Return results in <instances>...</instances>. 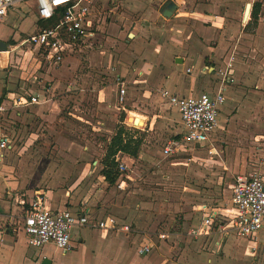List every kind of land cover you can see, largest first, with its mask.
Segmentation results:
<instances>
[{"label": "rangeland", "instance_id": "obj_1", "mask_svg": "<svg viewBox=\"0 0 264 264\" xmlns=\"http://www.w3.org/2000/svg\"><path fill=\"white\" fill-rule=\"evenodd\" d=\"M168 1L142 0L140 4H136V0H105L104 8L99 9L107 17V27L95 50L68 60L70 64L68 69L64 70V75L58 73V69L49 70L44 65L38 69L36 73L39 80H44V86L53 88L54 84L59 83L57 89H51L52 92H49L53 100H59V111L56 108L57 114L48 119L37 115L35 108H31L33 106L11 108L7 105L4 112L14 111V114L9 115L10 121L7 122L6 129L14 146L9 156L3 159L2 165L6 164L12 170L8 171L0 166V178L10 172L15 178L19 175H28L30 178L41 175L51 179L52 174L59 169L65 170L64 174L67 176L71 175V171L77 169L74 168L76 160H83L84 156L91 161H102L115 130L113 134L98 131V120H109L113 122L114 127L116 124H122L121 119L130 116L123 110L124 105L128 111L143 113L150 120L156 116L157 120L153 130L146 132L144 148L137 160H124L129 167L127 173L134 179L127 181L124 189L117 183L111 186L121 202L116 205V212L108 213L117 220L124 219L121 223L130 226L129 231L111 232L129 242L131 253L140 256L157 253L168 255L172 259L184 257V264H264V233H259L255 243L250 244L248 238L236 234L221 236L218 233L213 237L214 240L195 239L187 234V229L185 230L197 216L195 208L198 210L199 204L204 202L220 207L231 204V184L238 175L257 174L264 178L263 94L251 85H246L245 94L241 92L237 97L233 95L230 110H233L234 117L232 121L227 120L226 129L219 136L218 153L213 162H206L204 159L209 158L211 154L209 146L188 149L183 155L176 157L165 155L164 147L181 132L182 127L176 118L172 117V110L160 99L161 86L156 84L161 74L160 67L168 62L184 85L189 86L191 78L196 80L197 86L217 82L216 68L211 67L224 64V59L232 48V41L244 49V55H240L244 62L252 63L253 59L254 63H258L260 59H264V31L257 41L255 33L258 29L253 31L245 28L248 33H254L250 35H244L242 32L244 4L246 1L257 0H175L181 9L176 12V16L164 18L161 9ZM32 20L31 15L25 18L23 29H30ZM230 24L235 28L229 29V32L235 31V35L225 31ZM218 26L223 28L221 33ZM131 33L135 36L131 37ZM159 45H162V48L158 47L160 51L155 54L159 55L155 58L156 62H152L153 68H150V71L146 62L153 60L154 48ZM253 47L261 54H258L257 58L246 55L253 53ZM237 50L239 51V48ZM3 56L4 54L1 55L0 63V95L6 92L8 87L19 94L31 92L30 88L39 81L32 84V79H29L33 71L30 69L31 63L25 69L24 57L19 59L21 63L16 67L11 62L7 64ZM177 57L189 59L192 63L184 65V62H176ZM254 69L255 67L252 70ZM28 70L31 73L27 72ZM141 70L145 72L143 76H139ZM21 73L28 81L21 80ZM150 74L154 77L151 78L153 80L148 77ZM118 77L126 82V96L132 98L126 99L123 104L117 98ZM136 79L144 81L133 89V81ZM252 82L251 79L248 84H253ZM107 86L108 90L113 88L115 94L112 100L115 107L106 109L108 112L99 106L100 94L105 96L102 90ZM51 103L49 102V105L52 108ZM19 111L20 114H17ZM111 116L117 117V121L108 119ZM177 118L180 121L178 113ZM13 179L11 177V180ZM48 180L31 188L33 197L37 192H42L40 189L56 186ZM65 184L58 183L60 186ZM6 191L9 189L3 192L11 211L0 213V220H3L0 223L11 226L16 233L21 232L17 244L19 250L16 252L19 264L34 263L43 255L76 264L83 250L82 245L78 243L79 238L85 237L86 246L96 243V237L90 241L87 237L94 229L82 228L74 231L73 237L78 246L72 252L63 254L51 243L42 248L29 247L21 231L23 207L18 202L16 192L8 194ZM17 192L19 193L20 189H17ZM29 203L26 201L25 206L29 207ZM180 215L190 216L192 219L188 217L185 220L186 225H183ZM160 233L170 234L169 237L166 235L170 246L165 251L159 250V244L153 242L159 240ZM216 239L221 240V246L214 243ZM152 242L155 245L141 253V248ZM249 244L255 246L254 254V247H250V254L247 253ZM28 258L30 262H27Z\"/></svg>", "mask_w": 264, "mask_h": 264}, {"label": "crops", "instance_id": "obj_2", "mask_svg": "<svg viewBox=\"0 0 264 264\" xmlns=\"http://www.w3.org/2000/svg\"><path fill=\"white\" fill-rule=\"evenodd\" d=\"M105 0H97L96 6L94 7L95 10L97 12H101V10L99 9V7H103V2ZM142 2V0H136V4H140ZM173 2L177 5V9L174 12V14L172 16H176V12L178 10H180V5L178 4L177 1L173 0ZM184 2V0H183ZM250 3L251 4V8H250V14L247 17V19H245V8L246 5ZM255 3H259L260 7H259V13H258V17H257V22L256 24L251 23L250 25L249 22L252 21V13H253V9H254V5ZM102 4V5H101ZM104 8V7H103ZM103 12V11H102ZM185 13H189V11H185ZM26 14V15H25ZM29 15H31L33 17V20L30 24V29H23V22L25 20V18H27ZM171 16V17H172ZM170 17V18H171ZM212 17V15H211ZM166 18V17H164ZM98 19L100 20V29H101V36L104 34L105 29L107 27V17L104 14H99ZM41 23L38 18L37 15L35 13V6L33 4V2L30 3H26V4H22L21 6H19L18 8H16L15 10L11 11V13L4 18L3 20H1L0 22V41H6L8 44L7 50L5 51H0V63H2V58L1 55L4 54V58H5V62L8 63H12L14 66H18L21 63V60L19 61V59L22 58H26V63H25V69L27 68V66L30 65V69H33L32 73L30 70H28L27 72H30V78L31 83H35L39 80V75L38 73H36L38 71V69L40 70L42 68V66L44 65L47 69L51 70V69H58V73L64 75V70L68 69V65L70 63H68V60H70L71 58H74L73 56H77L80 54H86L88 52L94 51L96 47H93V49L87 51V52H77L74 53L73 55L68 56L64 62H62L61 64H59L57 67H52L49 68L47 67L43 61L40 60V58L37 57H32L30 54V51L28 50L27 46H23V47H17L15 49V51H9L6 52L10 49V47L18 42H20L22 39H24L25 37H27L28 34L32 33L35 31V29L37 28L38 24ZM250 28L253 29V31L255 29H258L256 31V39L255 41H257L258 36L260 37V34L264 31V1L263 0H257V1H246L244 4V8H243V34L245 35H250V34H254V33H248L247 31H245V28ZM235 26H233V24H230L229 26H227V29L225 31H227L230 34L235 35L236 32L232 31L229 32V29H233L234 30ZM262 28V29H261ZM5 29H7V31H5ZM222 28V26H218V31H220ZM29 31V32H28ZM222 31H220L221 33ZM101 36H100V41H101ZM131 37H134L135 34H130ZM234 39V38H232ZM261 42V41H260ZM253 44H255V42H253ZM231 45V49L229 51V53H227L226 58L224 59V64L219 65L217 67H211L212 69L216 68V78L218 81L215 83H208V84H201L199 86H197L196 80L194 78H191V83L190 85H184V82L181 81V79H179V76L177 75L176 72H174L173 66L168 62L167 64L162 65L161 71L159 73L160 77L158 78L156 84H158V86H161V88H159V96L160 99L165 102L168 106V108H170L172 110V117L175 119L176 121L181 125L182 130L181 132H179L178 134H176L172 139H180L183 137L184 133H185V128L183 126V123L181 121V117H180V121L177 118V113L180 115L178 109L174 106H170L168 101L166 99H164L161 96L160 91L162 89H167L172 93L178 94V95H199L202 92H210L211 94H214L215 92H217L218 87H219V76H218V71L220 69H223L225 67V65L229 62V60L231 59V57H234L233 60V67H232V74H233V81H229L226 86H225V97H226V101L225 103L221 106L220 108V113H219V124H218V128L215 131L214 135H213V145L216 148V153H212L209 155V158H205L204 160L206 162H213V159L215 157V155L218 153V148H217V143L219 141V136L224 133L225 129H226V124H227V120L232 121L233 119V110H230V108L232 107L231 102L233 100V95L234 97H237L238 94H240L241 92H243L244 94L246 93V85H251L252 87H254L255 89L259 90L264 97V66H263V62L264 59H260V61L258 63H254L253 59H251L252 63H246L242 60V56L240 58V55H244L243 52V48L241 45H235V42L232 41ZM264 45V44H263ZM162 48V45H159L157 47H155V52L152 55V59L153 60H148L146 62L147 68H153L152 66V62L155 61V58H158L157 55L159 54H155V53H159L160 49ZM256 47V46H255ZM253 47V53L252 54H246V55H251V57H256L258 56L259 52L257 50V48ZM258 47V46H257ZM237 48H239V51L237 50ZM263 53H264V49H262ZM261 55V54H259ZM263 55V54H262ZM264 58V57H263ZM256 61V59H255ZM156 62V61H155ZM176 62H184V65H188L191 64L192 62L189 59H183V58H179L177 57ZM186 62V63H185ZM6 64V65H7ZM250 64V66L248 67L247 65ZM256 65V66H255ZM73 67V66H72ZM255 67L254 70H252ZM137 69V68H135ZM148 70V69H147ZM138 71V69L136 70ZM151 71V69H150ZM148 70V72H150ZM26 72V71H25ZM143 70L140 71L139 76H143ZM150 79L154 77L148 76ZM20 78L23 82L28 81L27 78H25V76L21 73L20 74ZM151 79V80H153ZM160 79V80H159ZM251 79L253 80V84H248V82L251 81ZM142 81L144 80H134L133 81V85L132 88L135 89L139 84L142 83ZM59 83L54 84L53 88H48L46 86H44V80H39L38 83L36 85H33V88H30L31 92H28V94H19L17 93L15 90L11 89L10 87H8V90L6 92H4L2 95H0V106H5L7 108L10 106L11 108L15 107L12 106L14 100L19 99L21 97H29L31 95H38L39 96V102L34 103V104H30V105H23V106H33L31 108H35L34 111L37 112V115H39L42 118H48L51 119V117L55 116L57 114V110L59 111V100H53V98L50 97L49 92H52L51 89H57ZM71 85V84H70ZM127 84L125 82L124 87L126 88ZM120 87V86H118ZM109 86L105 87V90H102V92H105V96L102 97L100 94L99 97V101L100 104L99 106H102V108L104 109L103 111L108 112V110L106 109H112V107H115L114 103L112 102L113 97H114V92H113V88L112 90H108ZM254 90V89H253ZM127 88H126V94H127ZM125 94V99H132L131 97L126 96ZM102 98V100H101ZM117 98L119 101V89L117 92ZM25 99V98H23ZM2 100V101H1ZM49 102H52L51 104H53L52 108L49 105ZM120 102V101H119ZM122 104V103H121ZM18 107V106H17ZM57 108V110H56ZM118 108V106H117ZM123 110H125L127 113L130 114V116H128L126 119H124L122 121V124H119L117 126V124L114 127L113 122L109 121V120H98V131H105L106 133H115L117 132L118 128L123 125L125 131L129 134V135H133L134 138L137 137H142V145H141V149H140V153L141 150L144 145V138L146 136V132L147 131H151L154 128L155 122L157 120L156 116L155 118H152L151 120L149 119V117L143 113H136L133 111H128L126 109V107L123 105L122 106ZM119 109V108H118ZM54 111V112H49V111ZM13 111V110H12ZM3 114L2 116H0V139L2 137H9L10 140L11 137L10 135L6 132L7 129V122L10 121L9 115L14 114V111H0V115ZM17 114H20V111L17 112ZM115 114V112H114ZM159 117H162V115H158ZM137 118V123L141 126H139L137 123H135L134 120H136ZM108 119H116L117 121V117H112L108 118ZM131 120V121H130ZM169 118L168 116L166 117V121H168ZM6 123V124H5ZM117 123V122H116ZM125 124H127L128 126H126ZM170 125L171 122H169ZM97 125V124H96ZM95 129V128H94ZM114 133V134H115ZM113 134V135H114ZM112 135V136H113ZM111 136V137H112ZM263 136V135H262ZM110 137V139H111ZM171 140V139H170ZM110 141V140H109ZM109 144V142H108ZM11 146L13 147L14 144H12L11 142ZM108 146V145H107ZM207 146H203V145H192V146H188V147H182L181 148V153L179 155H175V156H168V157H176V156H180L183 155L188 149H196V148H205ZM13 149V148H12ZM107 152V150H106ZM105 152V154H106ZM139 153V155H140ZM139 157V156H138ZM137 157V158H138ZM85 159L81 160L78 159L75 162V166L74 168L76 170H72V174L67 176V174L65 173V170L63 169H59L56 173L52 174L51 179L48 178L47 176L45 177H41V175L38 176H20L18 178H15L14 175H11L10 172L8 173V175L0 178V213H9L11 211L10 206L7 204L9 203L7 198L5 197L3 191L9 189L8 194H12L13 192H16V196L17 199H19V203L22 205L23 207V211L25 210V208H29L30 207V203H29V207L25 206V202H31L34 197H33V188L34 186H38L36 184H39L41 182L47 181L48 179L50 180L51 184H56V186L52 187V188H48V189H40V191H42L43 195H44V201H45V205L48 208H57V207H68L70 210H72L74 213L76 214H81L83 212H89L90 214V218L92 222H96L99 219H102L106 216H113L111 214L108 213V211H112V212H116L118 210V208L116 207V205H119L121 200L119 201V198H117L116 194L113 191V188L111 186H113L114 184H110L106 178L105 175L102 173V169L104 167L103 162L102 161H98V160H94L91 161L88 157H85ZM126 158L129 159H136L126 153H118L116 156V159L118 161V163H124V160ZM2 159L0 158V166L7 168L8 171L12 170L10 169L11 167L6 166V164L2 165ZM176 163H184V162H176ZM119 164H118V170H119ZM14 168V167H13ZM73 168V169H74ZM64 175H66V178L64 179ZM11 177H13L14 179L11 180ZM133 180L134 178L126 173H121L119 171V176L118 179L116 181V183L119 182V180ZM48 180V181H49ZM59 182H65L66 186H60L58 185ZM28 184H31V186ZM232 185L231 184V195H232ZM17 189H20V192H17ZM24 189V190H23ZM208 205V210H210V208H216L219 212L222 213L223 216H225V210L227 207H229L230 205L227 206H215V205H209L207 203H204ZM113 207V208H111ZM111 208V209H108ZM195 211L197 213V216L194 218V220H192L191 224H188V226L185 228L187 234L191 237V235L189 234V230L191 228H198L202 225V220H203V216L205 215L206 212L201 211V210H197L195 208ZM14 213V212H13ZM182 224L186 225V219H188V217L190 216H182ZM114 217V216H113ZM126 217V216H125ZM184 219V221H183ZM190 219H192V217H190ZM117 220V219H116ZM122 220V221H121ZM121 220H117L119 225L122 224H126V223H121L124 222V219ZM0 222H3V220H0ZM82 228H90V229H94V232L87 234L88 240L90 241L91 239H93L94 237H96V243L93 245H88L86 246V239L84 236H81L79 238V245H82V256L80 258V256L77 258L76 264H184L186 262V259L184 257H178L176 259H172L170 256H166V255H161V254H146L143 256L137 255V254H132L131 250H130V246L131 244H129V242H127L125 239L122 240L121 238H119L115 233L111 232V229L108 230H102L100 228L94 227L92 225H85V226H76L73 231H72V248L70 250H63L60 249V251L63 254H66L68 252H72L74 248H76V246H78V244H75V242H77L75 240L74 236V231L75 230H80ZM184 229V228H183ZM21 231L24 233V231L22 230L21 227ZM21 233V232H19ZM19 233H16L14 231V228H11V226H8L7 224L3 225L0 223V263L4 262L7 264H19L17 262V257H16V252L19 250L18 245L19 244ZM259 233H264V228L262 230H260L258 232ZM161 234L158 237L159 240L153 241L155 244H159L157 246V248L161 251H165L170 244L167 243V236L169 237L170 234H166L167 236H165L164 239L161 238ZM218 234V233H217ZM215 234V236L217 235ZM221 236H229L232 233H219ZM24 236L26 238V243L27 245L30 247V245L28 244L27 241V236L24 233ZM90 236H92V238H89ZM193 237V236H192ZM191 237V238H192ZM194 238V237H193ZM247 238V237H244ZM196 239V238H195ZM249 239V243L251 244L252 239ZM214 240V238L212 239ZM219 241V239H216L214 241V243L217 245V242ZM147 243L149 246H153L155 245L154 243ZM255 243V242H254ZM249 244L248 246V252L250 254V247H253ZM45 246V245H44ZM44 246L41 247H37V248H42ZM34 247V246H33ZM154 250V248H153ZM250 250V251H249ZM91 251H94V253H91ZM153 252V251H152ZM44 258H49L51 259L52 263L51 264H73L72 261L69 262H65L63 259L60 258H50V256L47 255H43L41 258H37L36 261L33 263L31 262L30 264H42ZM29 261V258L27 259V262ZM30 262V261H29Z\"/></svg>", "mask_w": 264, "mask_h": 264}, {"label": "built area", "instance_id": "obj_3", "mask_svg": "<svg viewBox=\"0 0 264 264\" xmlns=\"http://www.w3.org/2000/svg\"><path fill=\"white\" fill-rule=\"evenodd\" d=\"M30 2H33L41 23L34 32L12 45L6 52L27 46L32 57L40 58L47 67L52 68L64 62L68 56L87 52L100 42L102 31L98 16L103 13L94 8L98 4L97 0H0V22L11 11ZM233 60L232 56L226 67L219 71L221 83L214 94L202 92L199 95H178L167 89L160 91L169 105L178 109L185 128L182 138L168 141L163 150L165 155H179L183 146L186 148L198 144L209 146V152L216 153L213 135L218 128L220 108L226 101L225 86L234 80ZM117 79L120 86L119 101L123 104L126 100L125 82L119 77ZM39 100L38 95L21 97L14 100L12 106L30 105ZM5 109V106H0V111ZM11 149L10 138L2 137L0 158H7ZM128 168L124 163L119 164L122 174L126 173ZM117 184L124 189L127 181L122 179ZM197 208L206 213L202 225L189 230V234L194 238L212 239L215 234L223 232L254 241L258 232L264 228V178L257 174L238 175L232 185L231 204L226 208L225 216L216 208L208 210V205L203 203ZM22 220V230L30 246L41 247L51 243L63 250L72 248V231L76 226L92 225L102 230H130L128 224L119 225L113 216L92 222L88 211L76 214L68 207L48 208L42 192H37L30 202V207L25 208ZM161 236L165 237L166 234ZM217 245L221 246V240ZM253 247L254 254L255 246ZM149 249L150 246L145 245L140 251L143 253Z\"/></svg>", "mask_w": 264, "mask_h": 264}, {"label": "trees", "instance_id": "obj_4", "mask_svg": "<svg viewBox=\"0 0 264 264\" xmlns=\"http://www.w3.org/2000/svg\"><path fill=\"white\" fill-rule=\"evenodd\" d=\"M259 7V3H255L252 13V21L249 22L248 25L251 23L256 24ZM123 120L124 118H122V121ZM141 145L142 137L134 138L133 135H129L125 131L123 125L118 128L117 132L111 137L107 146V152L102 160L104 165L102 173L110 184H115L119 176V163L116 159L117 154L121 152L137 158L140 153Z\"/></svg>", "mask_w": 264, "mask_h": 264}, {"label": "water", "instance_id": "obj_5", "mask_svg": "<svg viewBox=\"0 0 264 264\" xmlns=\"http://www.w3.org/2000/svg\"><path fill=\"white\" fill-rule=\"evenodd\" d=\"M250 8H251V4L248 3L246 5V8H245V19H247V17L249 16L250 14ZM177 9V5L173 2V0H169L168 2L165 3V5L162 7L161 9V13L164 17L166 18H170L174 12L176 11ZM7 47H8V44L6 41H0V51H5L7 50ZM136 121H137V118H136ZM52 261L51 259L49 258H44L42 264H51Z\"/></svg>", "mask_w": 264, "mask_h": 264}, {"label": "bare ground", "instance_id": "obj_6", "mask_svg": "<svg viewBox=\"0 0 264 264\" xmlns=\"http://www.w3.org/2000/svg\"><path fill=\"white\" fill-rule=\"evenodd\" d=\"M131 121V120H130Z\"/></svg>", "mask_w": 264, "mask_h": 264}]
</instances>
